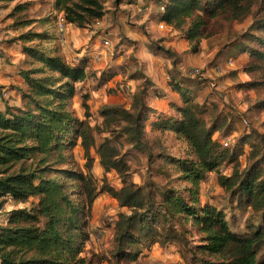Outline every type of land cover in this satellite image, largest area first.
<instances>
[{
    "label": "trees",
    "instance_id": "16d2710c",
    "mask_svg": "<svg viewBox=\"0 0 264 264\" xmlns=\"http://www.w3.org/2000/svg\"><path fill=\"white\" fill-rule=\"evenodd\" d=\"M106 1L39 0L40 9L42 12L48 9L47 14L39 19L27 16L13 22L14 26H28L39 20L43 28L39 32L26 30L14 39L21 42V53L27 55L29 65H36L21 70L14 68L13 77L23 83L13 88L22 104L5 103L0 108V199L9 197L22 203L33 199L34 202L5 214L0 225V264H93L80 255L86 238L83 227L87 223L81 195H85L90 205L95 192L90 174L74 170L73 148L79 141L87 163L90 162L89 148L95 127L108 133L96 148L98 163L105 172L115 170L121 179L120 187L102 185L101 190L126 208L117 213L112 259L106 258L105 264L135 262L148 243L163 246L175 239L176 219L181 225L190 221L201 233L196 247L205 257H196L198 264H264V176L258 164L263 156L236 175L220 174L216 165L223 151L212 137L215 124L212 121L205 125L200 106L192 102L188 88L182 85L180 79L184 74L178 69L180 60L175 53L159 44L157 55L172 63V74L166 83L174 95L169 97V114L149 106L146 89H152L153 83L133 93L128 107L102 105L98 109L101 126L88 122L86 94L80 96L83 117L79 118L71 109L77 90L74 84L87 77L86 63L81 58L71 63L59 54L57 33L46 25L55 23L58 31L61 18L64 27L90 29L107 12ZM121 1L113 0L114 6ZM153 2L154 8L158 4V21L177 30L191 45L192 52L197 51L201 39L215 33L207 31L212 21L232 24L250 18L244 31L216 55L221 56L228 48L246 54L248 62L244 71L255 75L247 85L264 90V0ZM19 7L17 4L14 8ZM144 7L151 14L148 6ZM35 38L39 44H25ZM46 40L52 42L48 48L40 44ZM152 90L157 97L163 95L158 89ZM172 137L185 147L181 157L163 152L166 149L163 139ZM122 146L126 149L121 153ZM129 151L145 156L147 167L156 161L169 163L171 171L177 173L176 180L188 184L180 191L166 184L154 186L149 180L136 184L128 178L125 154ZM67 163L70 168L63 167ZM208 171L216 173L226 196L235 198L238 211L243 212L246 207L261 211L260 220L246 219L241 231L232 230L222 209L199 198L200 185ZM155 194L160 200H155ZM179 238L185 242L182 235Z\"/></svg>",
    "mask_w": 264,
    "mask_h": 264
},
{
    "label": "rangeland",
    "instance_id": "374dc122",
    "mask_svg": "<svg viewBox=\"0 0 264 264\" xmlns=\"http://www.w3.org/2000/svg\"><path fill=\"white\" fill-rule=\"evenodd\" d=\"M17 4H20V7L14 8ZM110 5L108 4L109 7ZM117 7L115 9L118 11L112 9L114 14H107L96 27L77 29L70 26L67 30L64 27L63 37L58 34L55 23L46 25L57 33L58 40H64V43H61L63 40L58 43L62 45L60 50L64 49L68 62L72 63L81 58L86 63V79L74 84L77 90L70 107L75 115L83 117L80 96L86 94L90 113L88 122L101 126L98 109L102 105L130 103L132 93L124 90L127 83L133 91L152 83L162 87L166 85L172 74V63L170 59L157 55L160 44L179 57L178 69L184 74L183 79H179L183 81L182 85L188 88L192 102L200 106L205 125L209 126L212 121L215 124L216 130L212 137L222 146L223 151V157L216 165L220 174L236 175L263 156L258 164L260 174L264 176V90L247 85L255 75L244 71L248 62L246 54L236 53L228 48L221 56L216 55L218 51L224 50V46L229 44L234 36L244 31L250 18L232 24L212 21L207 31L215 33L200 40L197 51L192 52L191 45L181 38L177 30L166 26L159 27L158 4L155 8H150L151 14H148L145 24L142 23L141 26V23L134 21L135 15L139 13V6L126 8L119 4ZM47 12L48 9L42 12L39 0H0V108L5 103L13 106L22 104L19 93L13 89L23 86L22 81L7 77L2 72L3 67H11L13 72V68L21 70L36 65H29L27 55L21 53V42L14 39L26 30L39 32L43 28L39 25V20L28 26H14L13 22L27 16L39 19ZM103 37L109 40L108 47L101 44ZM30 43L39 44V40L35 38L25 44ZM40 44L48 48L52 42L46 40ZM95 55L97 59L94 58ZM94 129V140L89 148L90 162L87 163L88 159L79 141L73 148V168L76 172L90 174L95 192L90 205L86 202L85 195H81L87 223L83 227L86 238L80 255L90 259L93 264H105L106 258L112 259L117 213L126 211V208L120 207L116 199L101 190L102 185L120 187L121 179L115 170L105 172L102 166L96 163V148L108 133L100 132L97 127ZM225 138L229 141L228 146L221 143ZM179 143L173 137L164 138L165 146L161 143V146L166 148L163 150L164 154L167 155L168 152L181 157L185 154V147ZM154 147L157 149V145ZM125 149L126 146H122L121 153ZM125 160L129 165L128 178L136 184L149 180L154 186L166 184L178 188L179 191L182 186L188 184V181L176 180L177 173L171 171L169 163L164 165L161 161H156L147 167L145 156L132 151L125 154ZM69 166L68 163L63 165L64 168ZM216 176L214 171L206 173L200 185L199 198L222 209L234 231H241L246 219L258 222L261 211L251 207H246L243 212L238 211L235 208V198L229 199L226 196V191L218 184ZM76 197L74 195V198ZM155 200H160V196L155 194ZM33 202V199L26 203L15 202L9 197L0 199V225L3 224L7 212L14 208L29 207ZM173 231L177 236L175 239L163 246L148 243V247L143 248L135 262L122 260L121 264H198L195 258L205 257L196 247L200 244L201 233L190 221L181 225L177 219L173 221ZM179 235L185 238V242L181 241Z\"/></svg>",
    "mask_w": 264,
    "mask_h": 264
},
{
    "label": "crops",
    "instance_id": "0c3cea01",
    "mask_svg": "<svg viewBox=\"0 0 264 264\" xmlns=\"http://www.w3.org/2000/svg\"><path fill=\"white\" fill-rule=\"evenodd\" d=\"M108 4H111L110 5V7L108 6ZM120 6L121 5H124L126 8H130L131 6H133V5H135V6H139V13L137 14V15H135V19H134V21L135 22H139V23H141L140 25H142V23H144L145 24V22H146V20H147V16H148V14L149 13H147V11H144V6H148V10H150V8H152V7H154V2H153V0H132V1H130V3H129V1H126V0H123V1H121L120 3ZM118 4V5H119ZM107 5V6H106ZM117 5V6H118ZM117 6H114V4H113V0H107L105 3H104V8L107 10V12L105 13V15L101 18V20L102 19H104L105 17H107L108 15L107 14H114L113 13V10L112 9H115V8H118ZM116 11H118L117 9H115ZM143 24V25H144ZM68 27H70V25H67L66 27H65V29L67 30V28ZM73 27V26H72ZM75 28V27H74ZM77 29H79V28H77ZM181 35V34H180ZM145 36V35H144ZM144 38V37H143ZM181 38H182V36H181ZM183 39V38H182ZM203 39H207V38H203ZM60 40H63L62 38H60L59 40H57V46H58V52H59V54H61L65 59H67L66 58V56H65V52L63 51L64 49H62V51L60 50V47L61 48H63L62 47V45H59V43H58V41H60ZM184 40V39H183ZM202 40V39H201ZM61 42V41H60ZM187 42V41H186ZM61 43H64V40H63V42H61ZM188 43V42H187ZM228 58H225V60H227ZM4 68V70L2 71L4 74H6L7 75V77H10V78H14L13 77V72H11L12 71V69H11V67H3ZM11 69V70H10ZM13 70H14V68H13ZM181 70V69H180ZM15 80H16V78H14ZM153 88H155V89H158L160 92L159 93H161V94H163L161 97H157V96H155L154 95V93H153ZM152 89H151V87L147 90V92L149 93V98L147 99V102H148V104H149V106H151L153 109H155V110H157V111H159V112H163V113H166V114H169V109H168V102H169V97L170 96H174L173 95V92L170 90V88L168 87V86H166V85H164L163 87L162 86H159V85H156L155 84V86L154 87H152ZM124 90H126V91H130L132 94L133 93H135V92H137V90H131L130 89V87H129V85H128V83L124 86ZM131 94V95H132ZM128 103L125 105L126 107H128ZM96 163L98 164V157H97V161H96Z\"/></svg>",
    "mask_w": 264,
    "mask_h": 264
},
{
    "label": "built area",
    "instance_id": "2783aa9c",
    "mask_svg": "<svg viewBox=\"0 0 264 264\" xmlns=\"http://www.w3.org/2000/svg\"><path fill=\"white\" fill-rule=\"evenodd\" d=\"M97 25H99V21H95L91 26L92 27H96ZM164 25L162 22H159V27L162 28ZM63 33H64V26L62 24V19L59 18L58 20V34L63 37ZM101 44L103 45V47H108L109 45V40L106 37L101 38ZM95 59H97V56H94ZM227 61L230 63L231 60L227 59ZM218 70V67L216 68ZM221 143L223 144V146H228L229 142L228 140L224 139L221 141ZM1 209V208H0Z\"/></svg>",
    "mask_w": 264,
    "mask_h": 264
}]
</instances>
